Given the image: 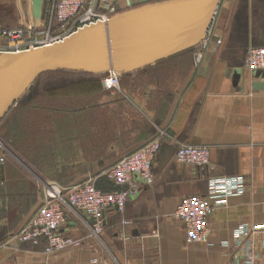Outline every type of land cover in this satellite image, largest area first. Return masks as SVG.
<instances>
[{
    "label": "crops",
    "instance_id": "0c3cea01",
    "mask_svg": "<svg viewBox=\"0 0 264 264\" xmlns=\"http://www.w3.org/2000/svg\"><path fill=\"white\" fill-rule=\"evenodd\" d=\"M162 1L116 0L117 13ZM30 26L26 0H0V28L28 31ZM7 44L0 39V46ZM262 46L264 0H220L207 40L123 73L118 91L104 90L100 76L93 91L83 86L48 93L60 83L69 88L87 78L43 72L42 87L55 76L63 78L40 91L47 92L40 97L45 111H57L63 119L52 139L33 152L32 158L41 161L35 171L3 153L0 145V164L5 165L0 264H239L238 253L220 243L230 241L241 222L264 224V89L252 87L254 81L264 83V69L250 70L244 63L249 47ZM198 52L202 57L195 63ZM153 140L159 142L153 183L143 185L122 213L107 209L98 237L85 224L91 219L79 211L59 229L80 240L79 247L46 254L44 239L35 244L18 240L41 204L43 183L66 187L91 180L101 191H115L119 187L102 176L103 170ZM176 141L208 147L209 167L178 163ZM12 160L19 166L8 170ZM231 175L245 179V191L209 216L210 245L186 243L183 225L170 218L176 205L204 195L208 176ZM254 242L260 255L256 264H264L263 233Z\"/></svg>",
    "mask_w": 264,
    "mask_h": 264
},
{
    "label": "built area",
    "instance_id": "2783aa9c",
    "mask_svg": "<svg viewBox=\"0 0 264 264\" xmlns=\"http://www.w3.org/2000/svg\"><path fill=\"white\" fill-rule=\"evenodd\" d=\"M115 14L116 0H48L43 8L41 27L30 26L28 31L22 28H0V38L9 42L6 46H0V53L61 41L81 27L98 21H107ZM208 32L202 42L207 40ZM216 42L221 43L220 40ZM201 57V52L196 53L195 63ZM244 63L250 70L264 69V46L249 47ZM120 78V74L108 72L102 79L103 89L118 91ZM176 144L175 158L178 163L209 167L208 147L180 141H176ZM158 147V140H153L103 170L102 176L119 187L115 191H101L91 180L66 187H60L52 182L43 183L41 204L19 231L18 240L35 244L44 239L46 254L79 247L80 240L59 233L67 216L77 214L79 211L84 212L92 220V222L85 220V224L91 235L98 237L102 230V215L107 209L113 208L122 213L126 202L138 196L143 185L153 183L152 165ZM206 181L207 189L204 195L181 199L170 215L171 219L183 225L188 244L210 245L209 216L216 208L225 205L229 198L240 196L245 191V179L240 175L208 176ZM259 233L264 235V224L241 222L232 230L231 240L222 241L220 245L236 251L238 259H241L239 264H256L260 255L254 236Z\"/></svg>",
    "mask_w": 264,
    "mask_h": 264
},
{
    "label": "water",
    "instance_id": "95a60500",
    "mask_svg": "<svg viewBox=\"0 0 264 264\" xmlns=\"http://www.w3.org/2000/svg\"><path fill=\"white\" fill-rule=\"evenodd\" d=\"M47 1L26 0L31 27L42 26ZM219 3L165 0L146 4L85 25L61 41L0 53V123L45 71L122 75L197 46L205 39ZM252 87L264 89V83L254 81Z\"/></svg>",
    "mask_w": 264,
    "mask_h": 264
},
{
    "label": "trees",
    "instance_id": "16d2710c",
    "mask_svg": "<svg viewBox=\"0 0 264 264\" xmlns=\"http://www.w3.org/2000/svg\"><path fill=\"white\" fill-rule=\"evenodd\" d=\"M192 48L182 51L186 52ZM181 52V53H182ZM166 59V58H165ZM165 59H162L158 62H161ZM64 73L69 75L72 78L79 77L81 79H86V82L80 81L70 85L67 88L66 85L61 83L56 85L54 90L51 91H81L79 87L85 86L87 91H93L92 88L97 85L100 76H105L107 73L101 74H91L85 72H76V71H65L57 70L55 73ZM52 73V72H51ZM41 74L36 78L33 84L29 89L23 94V96L16 102V104L9 110L0 123V143L7 150L3 149V153L13 154L21 163L26 165L31 170L39 169V160L32 158L33 152L40 149L41 146L53 137L52 131L57 130V122L62 121L63 117L61 113L57 111L46 112V105H41L45 103V100L40 98L42 95H46L47 92L43 91L47 86L53 85L58 81H63V78L55 76L52 80L43 85H40ZM65 81V80H64ZM78 87L70 89L71 87ZM84 89V90H85ZM62 100V98H60ZM54 126V127H53ZM5 151V152H4ZM8 170L18 167L16 160H12V163H6ZM5 165L0 164V174L4 173ZM1 180V176H0Z\"/></svg>",
    "mask_w": 264,
    "mask_h": 264
},
{
    "label": "rangeland",
    "instance_id": "374dc122",
    "mask_svg": "<svg viewBox=\"0 0 264 264\" xmlns=\"http://www.w3.org/2000/svg\"><path fill=\"white\" fill-rule=\"evenodd\" d=\"M25 37H27V36H26V33H25ZM0 39H1V38H0ZM119 84H120V83H119ZM4 149H5V148H4ZM5 151H6V149H5Z\"/></svg>",
    "mask_w": 264,
    "mask_h": 264
}]
</instances>
